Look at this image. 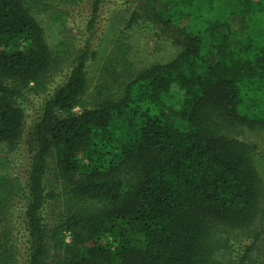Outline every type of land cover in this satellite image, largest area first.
I'll return each mask as SVG.
<instances>
[{"label": "trees", "instance_id": "trees-1", "mask_svg": "<svg viewBox=\"0 0 264 264\" xmlns=\"http://www.w3.org/2000/svg\"><path fill=\"white\" fill-rule=\"evenodd\" d=\"M76 1L0 0V145L29 154L24 181L0 168L26 244L21 263L0 235V264H261L264 156L232 133L264 131V0H93L89 27L110 16L79 50ZM127 30L178 54L135 69ZM28 93L46 98L25 135Z\"/></svg>", "mask_w": 264, "mask_h": 264}, {"label": "rangeland", "instance_id": "rangeland-1", "mask_svg": "<svg viewBox=\"0 0 264 264\" xmlns=\"http://www.w3.org/2000/svg\"><path fill=\"white\" fill-rule=\"evenodd\" d=\"M93 0H77L73 8L68 11L71 12L70 17H66V31L64 35L67 43H75L76 49H80L84 44V40L89 38L91 34L98 36L102 29V22H105L109 16L110 12L108 6L99 12L100 19L92 27L88 26L89 10L91 7V2ZM109 3V2H107ZM115 3H117L115 1ZM46 16H38L37 20L40 22L43 28L46 26ZM124 42L127 45L126 52L129 61L132 63L135 69H140L142 67H147L153 64H167L170 63L178 54L179 49L175 48L168 40L157 39L152 32L141 31L137 32L135 30H127L124 33ZM92 36L90 37V40ZM72 41V42H71ZM61 82V76L55 74L53 76L52 83L50 84V91ZM182 92L175 90V98L182 97ZM45 95L34 96L30 93L26 95L24 102L25 110V135H27L28 130L31 131L32 125L35 122L36 117L39 115V107L41 108ZM78 112V110H74ZM232 135L238 140L253 145L257 148L258 152L264 156V131L261 130H251L244 126H238L233 130ZM26 139V137H25ZM3 145H0V168L7 172L13 178H17L20 181H24L27 175V166L29 163V154L27 152V147L22 145L21 150L14 154H8ZM1 158L5 162L1 161ZM262 188L264 190V173H261ZM264 203V199H263ZM8 215L0 211V235L6 233L9 229L12 233L17 234L19 231L20 235L17 234L18 248L20 250L21 263L25 257L26 244L25 236L22 231V220L24 219V202L16 201L9 211ZM9 221L6 217L10 216ZM49 218V217H48ZM255 234H258L256 239V245L262 256L261 264H264V215L257 219L255 223ZM242 241V240H241ZM252 238L247 234L242 242L234 245V248L241 246L240 244H250Z\"/></svg>", "mask_w": 264, "mask_h": 264}]
</instances>
